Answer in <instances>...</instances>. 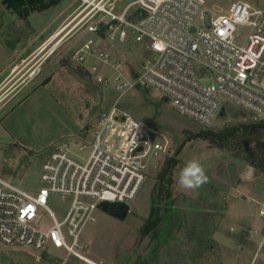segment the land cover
<instances>
[{
    "label": "rangeland",
    "instance_id": "rangeland-1",
    "mask_svg": "<svg viewBox=\"0 0 264 264\" xmlns=\"http://www.w3.org/2000/svg\"><path fill=\"white\" fill-rule=\"evenodd\" d=\"M234 1L205 0L202 8L216 15ZM242 1L258 7L264 0ZM78 4L59 0L22 17L0 1V79L7 77L0 82V177L35 193L49 153L66 140L85 141L95 120L115 107L162 134L168 148L150 160L125 218L94 212L95 220L84 227V232L92 228L85 255L102 264H264V169L251 163L253 152L264 150L260 143L235 147L231 140L221 145L211 139L227 127L256 122L251 114L225 104L224 116L202 125L177 113L153 89L99 82L71 59L86 35L54 34ZM121 55L129 78L149 53L131 43ZM171 158L176 164L167 169ZM190 160L199 161L209 178L196 190L177 183ZM69 201L52 195L47 205L60 220ZM41 222L45 228L52 224L45 210ZM0 264L85 263L47 244L42 250L4 246Z\"/></svg>",
    "mask_w": 264,
    "mask_h": 264
},
{
    "label": "built area",
    "instance_id": "built-area-1",
    "mask_svg": "<svg viewBox=\"0 0 264 264\" xmlns=\"http://www.w3.org/2000/svg\"><path fill=\"white\" fill-rule=\"evenodd\" d=\"M78 1L54 34L86 35L71 59L99 82L153 89L177 113L202 125L225 104L264 121L258 118L264 112V1L257 7L237 0L216 15L202 8L205 0H131L122 6L119 0ZM131 43L149 55L128 78L121 51ZM88 133L85 141L66 140L49 153L35 193L0 177V250L11 245L42 250L51 244L86 260L88 244L81 234L95 220L94 212L104 202L132 201L150 160L168 148L162 134L115 107ZM52 195L70 200L60 220L47 205ZM42 210L52 221L47 228Z\"/></svg>",
    "mask_w": 264,
    "mask_h": 264
},
{
    "label": "trees",
    "instance_id": "trees-1",
    "mask_svg": "<svg viewBox=\"0 0 264 264\" xmlns=\"http://www.w3.org/2000/svg\"><path fill=\"white\" fill-rule=\"evenodd\" d=\"M6 8L13 10L19 16L25 17L30 10H43L59 2V0H0ZM212 141H220L222 144L233 141L232 146L246 147L251 144L260 143L264 150V121H256L248 124H239L227 127L218 134L211 135ZM252 165L256 170L264 169V152H253ZM168 168L173 167L176 161L171 158L166 162Z\"/></svg>",
    "mask_w": 264,
    "mask_h": 264
},
{
    "label": "clouds",
    "instance_id": "clouds-1",
    "mask_svg": "<svg viewBox=\"0 0 264 264\" xmlns=\"http://www.w3.org/2000/svg\"><path fill=\"white\" fill-rule=\"evenodd\" d=\"M258 118L264 119V112H260ZM208 180L202 164L197 160H190L180 170L177 183L182 189L196 190L208 183Z\"/></svg>",
    "mask_w": 264,
    "mask_h": 264
},
{
    "label": "water",
    "instance_id": "water-1",
    "mask_svg": "<svg viewBox=\"0 0 264 264\" xmlns=\"http://www.w3.org/2000/svg\"><path fill=\"white\" fill-rule=\"evenodd\" d=\"M164 101H166V99H164ZM225 115V109L222 108L221 112H220V116H224ZM256 174L258 173V171L255 172ZM100 209L117 218H125L129 208L126 204H122V203H101L100 204Z\"/></svg>",
    "mask_w": 264,
    "mask_h": 264
},
{
    "label": "crops",
    "instance_id": "crops-1",
    "mask_svg": "<svg viewBox=\"0 0 264 264\" xmlns=\"http://www.w3.org/2000/svg\"><path fill=\"white\" fill-rule=\"evenodd\" d=\"M85 38V36L83 37V38H79L80 40H78L77 42H76V44H75V46L78 44V43H80L83 39ZM37 48L38 47H36L35 48V50H37ZM7 77L6 76H4V78H2V79H0V82H2L4 79H6ZM85 231V229L83 230V232H82V234H81V240L83 241V242H87L86 241V238L85 237H87V233H90L91 231H92V228L91 229H89L88 228V230H86V232H84ZM86 253V251L84 252V254ZM85 257H86V260H81V259H79L81 262H84L85 264H87V262H89V261H92L93 263H95V264H102L100 261H96V260H94V259H91V258H89V257H87L86 255H85ZM77 258V257H76ZM78 259V258H77Z\"/></svg>",
    "mask_w": 264,
    "mask_h": 264
},
{
    "label": "snow or ice",
    "instance_id": "snow-or-ice-1",
    "mask_svg": "<svg viewBox=\"0 0 264 264\" xmlns=\"http://www.w3.org/2000/svg\"><path fill=\"white\" fill-rule=\"evenodd\" d=\"M157 47H159V46H157Z\"/></svg>",
    "mask_w": 264,
    "mask_h": 264
},
{
    "label": "bare ground",
    "instance_id": "bare-ground-1",
    "mask_svg": "<svg viewBox=\"0 0 264 264\" xmlns=\"http://www.w3.org/2000/svg\"><path fill=\"white\" fill-rule=\"evenodd\" d=\"M50 42V41H49Z\"/></svg>",
    "mask_w": 264,
    "mask_h": 264
}]
</instances>
